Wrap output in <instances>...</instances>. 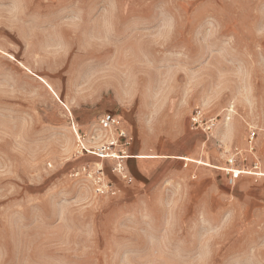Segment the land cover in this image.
Listing matches in <instances>:
<instances>
[{
  "label": "rangeland",
  "instance_id": "1",
  "mask_svg": "<svg viewBox=\"0 0 264 264\" xmlns=\"http://www.w3.org/2000/svg\"><path fill=\"white\" fill-rule=\"evenodd\" d=\"M0 264H264V0H0Z\"/></svg>",
  "mask_w": 264,
  "mask_h": 264
},
{
  "label": "built area",
  "instance_id": "2",
  "mask_svg": "<svg viewBox=\"0 0 264 264\" xmlns=\"http://www.w3.org/2000/svg\"><path fill=\"white\" fill-rule=\"evenodd\" d=\"M192 123L197 126L206 125L207 128L214 125V120L209 119L204 121L203 114L199 108L194 110V113L191 117ZM97 126L92 131L91 139L97 140V142L91 144L89 147L82 145V150H85L86 153L93 154L94 156L99 157L100 159H111L113 164L111 167L112 172L117 174L122 180L126 182H132L133 177L127 168V159L130 157L129 153L130 145L133 142V135L124 125L123 120L118 116L110 112H103L97 117ZM255 131H251L249 135L250 142L254 137ZM97 136V137H96ZM100 137V138H99ZM234 154L230 158V162H233ZM89 164L81 166V169L85 170L89 168ZM255 169L257 166L255 164ZM238 169L239 172H234L233 169L228 170L232 173V180L237 178L241 174L242 168ZM98 178L102 175V168L98 167L97 170ZM100 191V189H99Z\"/></svg>",
  "mask_w": 264,
  "mask_h": 264
},
{
  "label": "crops",
  "instance_id": "3",
  "mask_svg": "<svg viewBox=\"0 0 264 264\" xmlns=\"http://www.w3.org/2000/svg\"><path fill=\"white\" fill-rule=\"evenodd\" d=\"M140 149L141 148H138L136 146L132 147V151H131L132 154L130 155V157L127 161V168L129 170V172L131 173L133 179L136 176H139V177L142 176V177H145L148 179V175H150L151 170H150L148 165L142 163L139 160V157H141ZM170 156L173 158H182V159H186V157H187V156H183V155H170ZM134 158H135V160H132ZM160 171H162V169L159 166V168L155 169L152 176H154V178H155L158 174H160Z\"/></svg>",
  "mask_w": 264,
  "mask_h": 264
},
{
  "label": "bare ground",
  "instance_id": "4",
  "mask_svg": "<svg viewBox=\"0 0 264 264\" xmlns=\"http://www.w3.org/2000/svg\"><path fill=\"white\" fill-rule=\"evenodd\" d=\"M97 157V156H96ZM99 158V157H98ZM99 160H100V158H99ZM226 170H231V169H233L234 170V172H239L238 171V169H234V168H225ZM240 172H248V173H253V174H258V175H260V171H251V170H242V171H240Z\"/></svg>",
  "mask_w": 264,
  "mask_h": 264
},
{
  "label": "trees",
  "instance_id": "5",
  "mask_svg": "<svg viewBox=\"0 0 264 264\" xmlns=\"http://www.w3.org/2000/svg\"><path fill=\"white\" fill-rule=\"evenodd\" d=\"M97 160H99L98 157H93V158H92V161H97Z\"/></svg>",
  "mask_w": 264,
  "mask_h": 264
}]
</instances>
